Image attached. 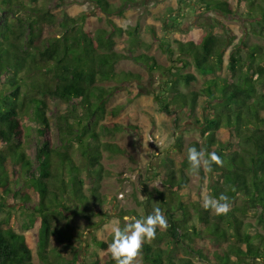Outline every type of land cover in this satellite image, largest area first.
Listing matches in <instances>:
<instances>
[{
    "label": "trees",
    "instance_id": "1",
    "mask_svg": "<svg viewBox=\"0 0 264 264\" xmlns=\"http://www.w3.org/2000/svg\"><path fill=\"white\" fill-rule=\"evenodd\" d=\"M87 1L112 17L121 16L132 0H123L117 9L110 0ZM198 2L200 11L226 17L244 9L250 32L264 39V0ZM54 4L51 10L39 7V0H0V212L19 206L30 226L39 225L38 257L44 264H131L137 256L143 264H264V233L258 231L264 229V48L245 43L246 56L240 46L226 55L233 42L225 31L207 33L198 43L176 41V48L162 44L171 57L178 53L168 68L148 54L134 57L150 71L167 72L166 85L156 97L162 113L171 117L173 130L180 120L197 125L203 142H192L183 150L178 136L164 159L162 183L168 192L145 187L148 231L143 239L122 244L102 258H80L81 238L68 224L62 229L56 222L77 215L106 216L105 202L114 197L101 192L106 174L103 153L127 154L122 145L102 142L104 134L120 130L102 121L120 110L108 109L110 90L97 82L129 83L139 77L116 71L126 56L118 51L115 34L126 33L133 48L146 44L137 27L123 30L109 19L111 31H93L85 15L71 17L61 9V0ZM225 64L229 74L222 72ZM192 67L202 76H215L205 80L200 91H190L197 77L184 71ZM36 75L45 79L31 82ZM52 100L70 105L67 112L50 118ZM28 108L42 143L35 161L23 147L27 129L21 114ZM126 125L139 131L129 118ZM224 133L229 137L222 139ZM58 137L60 144L55 143ZM74 147L80 163L70 151ZM202 157L208 160L211 197L222 209L217 213L212 202L193 203L181 193L188 181L186 169L205 176ZM258 210L256 225L245 222ZM93 242L108 250L105 242ZM176 252L184 256L176 257ZM32 261L25 236L10 226L9 219L0 221V264Z\"/></svg>",
    "mask_w": 264,
    "mask_h": 264
},
{
    "label": "rangeland",
    "instance_id": "2",
    "mask_svg": "<svg viewBox=\"0 0 264 264\" xmlns=\"http://www.w3.org/2000/svg\"><path fill=\"white\" fill-rule=\"evenodd\" d=\"M55 1L39 0V7L54 10ZM61 2L63 4L61 9L69 16L85 15L93 31L102 28L111 31L112 28L108 24V20L111 19L117 27L123 30L139 28V39L146 44L144 46L138 44L133 48L129 44V36L126 33L115 34L114 39L119 44L118 51L126 56L116 65V71L118 73L131 72L139 77L133 78L129 83L97 82L98 86L110 90L111 94L107 97L108 109L120 110L114 118L109 116L102 121L103 124H116L120 128V130H112L110 135L104 134L102 142L122 145L127 150V154L124 155L106 151L103 153L102 164L106 174L102 181L101 192L103 195L114 197L115 200L114 198L106 200L103 207L106 216L87 219L82 215H77L71 216L68 221L62 219L56 222V226L62 229L68 224L72 234L81 238L83 245L78 244L80 258L86 257L90 260V257L96 255L102 258L106 253L114 254V249L122 244H130L134 240L143 239L142 236L148 231V225L144 222L146 213L144 204L148 196L145 187L149 192L154 190L168 192L162 183L165 179L164 159L175 148L178 136L182 137L183 150L187 149L192 142H203L197 125L180 120L176 130H173L171 117L162 113L161 104L156 97L161 94L166 85L167 72L156 69L150 71L149 67L136 61L134 57L148 54L154 56L159 65L168 68L172 64L171 59L173 56L177 57L178 53L176 51L171 57L168 52L164 51L168 49L167 46L163 47L162 44H169L176 48V41L198 43L207 33L218 34L225 31L229 35V40L233 42L230 43L226 55L231 54L240 46L241 51L239 52L246 56L248 50L245 43L259 44L264 48V39L250 32L249 19L244 9H238L233 16L226 17L215 11H200L198 0H132L123 9L121 16L112 17L105 15L94 3L87 0H61ZM110 2L114 9L124 4L123 0H110ZM185 72L193 73L197 77L190 91H200L205 80L215 77L214 75L202 76L193 67ZM222 72L229 74L226 64ZM44 79L45 77L36 75L32 76L31 82ZM184 91L186 92L187 89ZM69 106L52 100L49 103L48 116L56 118L60 114H65ZM78 111L79 114L82 113L81 108H78ZM127 118L134 126H138V132L127 128ZM21 120L27 129L24 150L28 157L35 161L36 153L42 143L30 108L22 112ZM51 120L55 123L54 119ZM221 137L225 139L229 135L224 133ZM60 142L58 137L55 143L60 144ZM70 151H73L75 161L80 163L82 158L75 147ZM207 162L206 157L200 160L205 176L191 169L185 170L188 181L181 193L193 203L212 202L213 213H217L222 209L216 206L211 197L209 188L211 179L207 174ZM177 167L179 168V165ZM87 188L88 185L86 190ZM162 199L164 197H161ZM156 204L157 201H154L155 208H157ZM18 207L0 212V221L9 219L10 226L25 236L32 251L33 264H44L38 257L39 225L30 226L27 218L22 215V209ZM260 212L261 210H258L256 214L249 215L245 222L256 225L257 214ZM101 222L103 224L99 228L95 225L91 226L93 223L100 224ZM158 228L161 231L165 230L163 223H159ZM258 231L264 233V229L260 227ZM94 240L108 244V250L94 245ZM161 247L166 248L167 244L162 242ZM63 254L66 256V253ZM175 255L179 258L184 256L182 252H176ZM192 260L198 263L196 259ZM131 264H143L141 256H137Z\"/></svg>",
    "mask_w": 264,
    "mask_h": 264
}]
</instances>
